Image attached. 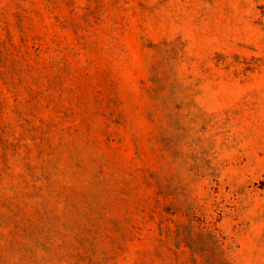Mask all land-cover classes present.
<instances>
[{
    "label": "rangeland",
    "instance_id": "rangeland-1",
    "mask_svg": "<svg viewBox=\"0 0 264 264\" xmlns=\"http://www.w3.org/2000/svg\"><path fill=\"white\" fill-rule=\"evenodd\" d=\"M0 264H264V0H0Z\"/></svg>",
    "mask_w": 264,
    "mask_h": 264
}]
</instances>
